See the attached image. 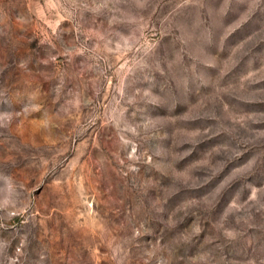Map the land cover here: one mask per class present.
Returning <instances> with one entry per match:
<instances>
[{
    "label": "rangeland",
    "instance_id": "obj_1",
    "mask_svg": "<svg viewBox=\"0 0 264 264\" xmlns=\"http://www.w3.org/2000/svg\"><path fill=\"white\" fill-rule=\"evenodd\" d=\"M0 264H264V0H0Z\"/></svg>",
    "mask_w": 264,
    "mask_h": 264
}]
</instances>
